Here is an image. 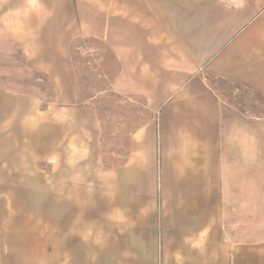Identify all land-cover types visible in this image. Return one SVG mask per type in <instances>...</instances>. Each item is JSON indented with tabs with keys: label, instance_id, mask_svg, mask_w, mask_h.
Instances as JSON below:
<instances>
[{
	"label": "crops",
	"instance_id": "obj_1",
	"mask_svg": "<svg viewBox=\"0 0 264 264\" xmlns=\"http://www.w3.org/2000/svg\"><path fill=\"white\" fill-rule=\"evenodd\" d=\"M81 40L143 103L114 148ZM1 48L0 264H264V0H0Z\"/></svg>",
	"mask_w": 264,
	"mask_h": 264
},
{
	"label": "rangeland",
	"instance_id": "obj_2",
	"mask_svg": "<svg viewBox=\"0 0 264 264\" xmlns=\"http://www.w3.org/2000/svg\"><path fill=\"white\" fill-rule=\"evenodd\" d=\"M74 58L76 61L78 76L86 100H93V106L101 120L104 137L107 144H113L119 138L121 122L142 117L143 103L140 100L128 102L111 94L109 91L116 74V67L108 51L101 48L95 41L81 40L74 45ZM28 73V74H27ZM27 74V75H26ZM29 72L24 69L23 57L14 49H0V84L14 89H24V77ZM33 79L38 78L35 73ZM32 79V83L34 80ZM28 83V82H26ZM20 86V87H19ZM34 93L38 91L33 89ZM254 99V98H253ZM256 100V99H255ZM139 112V114H138ZM108 148L110 146H107Z\"/></svg>",
	"mask_w": 264,
	"mask_h": 264
}]
</instances>
